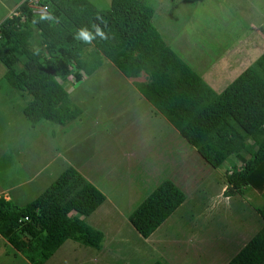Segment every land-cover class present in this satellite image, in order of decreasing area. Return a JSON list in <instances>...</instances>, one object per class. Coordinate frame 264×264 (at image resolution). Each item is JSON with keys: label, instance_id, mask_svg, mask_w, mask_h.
<instances>
[{"label": "rangeland", "instance_id": "374dc122", "mask_svg": "<svg viewBox=\"0 0 264 264\" xmlns=\"http://www.w3.org/2000/svg\"><path fill=\"white\" fill-rule=\"evenodd\" d=\"M18 1L0 0V22ZM90 1L110 6V0ZM143 1L154 9L153 25L166 44L217 92L264 51V0ZM4 73L0 61V191L22 182L10 192L18 205L38 197L69 166L88 175L128 216L165 180L186 195L149 241L129 220L101 213L105 206L87 217L110 227L120 218V231H105L114 241V264H225L262 227L256 208L264 206V194H224L227 170L241 161L214 168L174 134L134 88L146 74L127 79L104 58L92 74L69 81L80 117L64 126L45 119L32 126ZM94 252L68 239L44 264H86ZM0 264L32 263L0 236Z\"/></svg>", "mask_w": 264, "mask_h": 264}, {"label": "trees", "instance_id": "16d2710c", "mask_svg": "<svg viewBox=\"0 0 264 264\" xmlns=\"http://www.w3.org/2000/svg\"><path fill=\"white\" fill-rule=\"evenodd\" d=\"M41 3L46 14L34 13L23 2L14 7L18 14L0 22L3 79L19 91L21 112L30 125L45 119L64 126L80 117L81 108L69 96V81L92 74L105 58L127 79L146 74V81H134V88L210 166L241 161L227 170L226 196L250 190L264 194V51L217 92L166 44L153 25L154 9L143 0H110L105 9L90 0ZM93 24L110 38L97 36L91 45L75 38L82 27L94 32ZM186 199L173 181L165 180L128 220L148 239ZM106 200L69 166L25 205L0 197V236L32 264H44L68 239L99 249L104 233L86 218ZM256 211L264 221V206ZM226 264H264V223Z\"/></svg>", "mask_w": 264, "mask_h": 264}, {"label": "crops", "instance_id": "0c3cea01", "mask_svg": "<svg viewBox=\"0 0 264 264\" xmlns=\"http://www.w3.org/2000/svg\"><path fill=\"white\" fill-rule=\"evenodd\" d=\"M246 50H247V48H246ZM156 115H157V113H156ZM174 134H179L177 131H175V133ZM86 176V175H85ZM88 179H89V181L91 182V183H93L94 184V182L91 180V178H89V176L87 175L86 176ZM26 181H28V180H26ZM25 181V182H26ZM24 182V181H23ZM21 184H23L22 182H19L18 184L17 183H12L11 185H10V187H6L5 189H3L2 191H0V194H1V196H4L5 198H7V199H12V200H14L13 198H12V195H11V189L12 188H14V187H16V186H18V185H21ZM96 186V185H95ZM226 187V186H225ZM0 196V197H1ZM103 206H105V208H106V210L107 211H101V213L102 212H104L103 214L105 215V216H110V215H112V217H122V220H121V223H123L122 221L123 220H126V221H128V214L127 213H124L123 214V212L122 211H120L119 209H118V206H117V204L114 202V201H110V199L109 198H107V200H106V202L96 211V212H100V209L103 207ZM206 208L207 209H209L210 207L209 206H207L206 205ZM206 209V210H207ZM95 212V213H96ZM95 213L93 214V215H95ZM97 213V214H98ZM120 218L118 219V221H117V225L116 226H114V227H110L111 226V224H109V225H103V226H101V225H99L98 223H96V222H94L93 221V224H91L92 226H94L95 228H97V229H100L103 233H104V239H103V241H102V243H101V245H100V248L99 249H94L95 250V252L92 254V256H90V257H88V260H86V264H114L113 262H112V260H111V258H110V252H112L113 254H114V241L112 240V239H110V240H107V239H105V231H106V229H108V227H109V230H114V229H116V230H118V231H120V228H121V225H120ZM109 234H110V232H109ZM153 236V235H152ZM151 236V237H152ZM3 238V237H2ZM148 240V239H147ZM149 241V240H148ZM113 245V246H112ZM239 250V249H238ZM228 261V260H227ZM227 261L225 262V264L227 263Z\"/></svg>", "mask_w": 264, "mask_h": 264}, {"label": "clouds", "instance_id": "9594fccd", "mask_svg": "<svg viewBox=\"0 0 264 264\" xmlns=\"http://www.w3.org/2000/svg\"><path fill=\"white\" fill-rule=\"evenodd\" d=\"M44 19H52V17H44ZM97 19L101 20V23L104 24V27H107V23L103 21L101 17H97ZM92 29H94V32L90 30L88 27H82L77 30L76 33V39L83 41L85 44L91 45L92 41L96 39V37H100L102 40H108L110 37L108 34L105 33V31L100 27L98 24H93ZM227 189L225 188V191ZM225 199H228L227 197Z\"/></svg>", "mask_w": 264, "mask_h": 264}, {"label": "built area", "instance_id": "2783aa9c", "mask_svg": "<svg viewBox=\"0 0 264 264\" xmlns=\"http://www.w3.org/2000/svg\"><path fill=\"white\" fill-rule=\"evenodd\" d=\"M23 2H27V5L29 8H31L33 10L34 13H39V14H46L47 13V6L45 4L41 3V0H21L20 3L16 4V8L19 7V5ZM14 14H18V11H16V9L14 8L11 12H10V16L14 15ZM29 217H25L24 220H28Z\"/></svg>", "mask_w": 264, "mask_h": 264}]
</instances>
